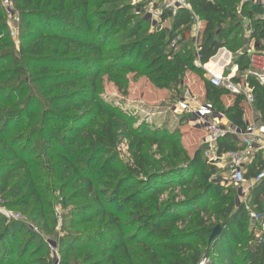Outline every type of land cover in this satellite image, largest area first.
<instances>
[{
  "label": "trees",
  "instance_id": "obj_1",
  "mask_svg": "<svg viewBox=\"0 0 264 264\" xmlns=\"http://www.w3.org/2000/svg\"><path fill=\"white\" fill-rule=\"evenodd\" d=\"M11 1L18 47L0 5V193L9 205L24 206L47 235L56 226L54 205H61V229L73 233L57 240L60 264H264L244 205L231 189L210 197L212 177L222 171L202 149L188 157L166 129L139 123L102 93V74L124 92L130 72L173 90L191 72L203 79L204 99L244 128L242 96L223 105L228 91L211 86L194 62L226 48L238 70L247 69V45L264 50L261 8L242 0H187L191 11L179 9L170 27L154 31L140 12L133 15L129 0ZM192 13L203 23L197 56ZM225 56L220 52L209 66ZM250 84L264 121V88ZM123 140L129 165L118 158ZM152 146L160 159L149 154ZM219 146L236 148L229 136ZM258 165L264 168L259 157L246 166L247 180ZM187 187L191 194L182 201L161 199ZM249 199L264 210V178ZM217 224L221 232L208 241ZM48 248L24 222L0 217V264H51Z\"/></svg>",
  "mask_w": 264,
  "mask_h": 264
},
{
  "label": "built area",
  "instance_id": "obj_2",
  "mask_svg": "<svg viewBox=\"0 0 264 264\" xmlns=\"http://www.w3.org/2000/svg\"><path fill=\"white\" fill-rule=\"evenodd\" d=\"M242 2L258 5L264 15V0H242ZM1 5L7 10V16L14 15L13 5L8 0H1ZM181 8L191 11L187 0H150L145 8V18L151 24L152 30L159 31L162 28L161 24L170 21L171 16ZM165 13L170 16L163 18ZM191 19V46L195 48L197 56L203 23L193 13ZM15 20L18 21L19 18L16 16ZM8 34L18 45L19 40L15 30L9 29ZM175 42V40L171 42L172 47ZM255 47L254 42L247 45L245 53L249 65L243 71H239L238 66L233 64L232 54L226 48L218 49L216 54L205 63H201L198 56L194 62L196 66L203 69V76L211 86L225 89L233 99L236 95L242 96L241 108L244 128L229 121L222 112L217 111L214 105L205 99L199 102L191 96V98L178 100L175 105L179 112L185 113L189 117L194 129L204 132L199 148L202 149L206 162L221 170L228 182L241 186L240 203L248 212L249 230L254 236L255 244L264 246V210L258 211L256 205L251 206L249 199V193L254 183L264 178V168H260L258 165L255 177L252 180L245 178L246 166L253 159L259 157L264 161V121L259 120L260 114L254 108V87L250 84V79H252L264 88V50H257ZM223 51H226L225 59L218 60L209 66L210 61ZM226 136L234 140L236 148L220 151L219 143ZM121 147H125L124 150L128 153L126 140L118 145L117 150L120 151ZM10 216L16 219L18 214L11 213Z\"/></svg>",
  "mask_w": 264,
  "mask_h": 264
},
{
  "label": "rangeland",
  "instance_id": "obj_3",
  "mask_svg": "<svg viewBox=\"0 0 264 264\" xmlns=\"http://www.w3.org/2000/svg\"><path fill=\"white\" fill-rule=\"evenodd\" d=\"M8 1L13 5L11 0ZM128 2L132 7H136L135 10H132L134 13L133 15H137V13L140 12L141 14L139 16H142L143 18L145 17V8L150 0H129ZM141 4L143 7L138 6ZM2 8L6 14L5 21L7 25V32L9 29L15 30L17 33V39L19 40V20H15V17L17 16L16 13H14L12 17L7 16V10L4 7ZM170 24V21H165L161 24V27L168 28L170 27ZM149 29H152L151 24ZM244 33L245 36H248V31H244ZM14 45L18 47L15 43ZM126 79V89L124 92L118 91L117 86L107 76V74H102V93L107 100L116 106L118 105L120 108L126 109L131 116L137 119L139 123L145 120L143 122H147V124L149 123L152 128L161 127L164 128V130L166 129L168 131V137L176 140L178 139L181 147L186 151L188 157H191L194 152L199 149L200 142L204 137V132L194 129V127L191 126L189 117H187L185 113L179 112L175 104L178 100L191 98V96L199 102L204 100L203 79L194 73L185 72L184 79L180 82V84H178V88L176 90L161 86V84L157 85L139 72L137 74L134 72L127 73ZM221 99L223 105H229L233 102V97L228 94H224ZM220 112L223 113V111ZM259 120L262 121V117L260 115ZM124 149L125 147H121L120 151L117 150L118 158L124 165H129L131 164L129 154L126 153ZM149 154L153 155L156 160L160 159V155L157 154V148L155 146L151 147ZM220 173L221 174H219V176L214 174L212 177L211 181L213 188H211V193L209 194L210 197L213 198L221 191L231 189L230 191H232L233 195H235L237 204H239L241 202L240 197L242 194L241 186L228 182L225 175L222 172ZM182 190L183 192H181ZM190 194L191 191L188 190V187L177 188L174 191H166L161 195V199L166 200L171 195H174L176 196V201H182L185 199L186 195ZM9 200L10 197L7 194L0 193V217L3 216L5 219L10 220L13 219L10 216L11 213L18 214V217L14 220L24 222L30 229L34 230L39 235H42L44 241L49 247L48 257L51 260V264H60V254L57 240L65 235L73 233L72 229L64 231L61 229L63 213L61 205H54L53 213L56 219V226L54 227V234L47 235L43 233L34 222L27 218V209L24 206H11L8 203ZM19 239L20 241L25 239V230L20 232ZM241 259L242 258L239 257V260ZM202 263L205 264L204 261H201L199 264Z\"/></svg>",
  "mask_w": 264,
  "mask_h": 264
},
{
  "label": "water",
  "instance_id": "obj_4",
  "mask_svg": "<svg viewBox=\"0 0 264 264\" xmlns=\"http://www.w3.org/2000/svg\"><path fill=\"white\" fill-rule=\"evenodd\" d=\"M221 225L217 224L214 226V228L212 229L208 241H211L212 239H214L216 236H218V234L221 232Z\"/></svg>",
  "mask_w": 264,
  "mask_h": 264
}]
</instances>
